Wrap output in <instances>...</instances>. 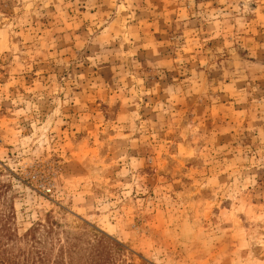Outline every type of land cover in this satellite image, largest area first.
Returning <instances> with one entry per match:
<instances>
[{
  "label": "rangeland",
  "instance_id": "rangeland-1",
  "mask_svg": "<svg viewBox=\"0 0 264 264\" xmlns=\"http://www.w3.org/2000/svg\"><path fill=\"white\" fill-rule=\"evenodd\" d=\"M0 217L74 264H264V0H0Z\"/></svg>",
  "mask_w": 264,
  "mask_h": 264
},
{
  "label": "trees",
  "instance_id": "trees-1",
  "mask_svg": "<svg viewBox=\"0 0 264 264\" xmlns=\"http://www.w3.org/2000/svg\"><path fill=\"white\" fill-rule=\"evenodd\" d=\"M4 219L0 217V264H74L71 259L67 260L61 254L58 257H51L53 245L48 248L46 246L39 248L43 244L35 242L28 247L22 248L17 245L16 241L9 231L7 223L4 224ZM52 230L48 231V235L52 234ZM123 249L121 245L102 235L90 249V253L84 261L78 264H111L112 263V249Z\"/></svg>",
  "mask_w": 264,
  "mask_h": 264
}]
</instances>
